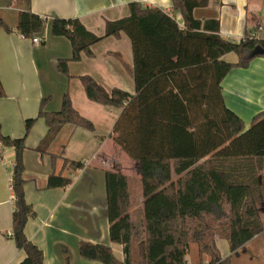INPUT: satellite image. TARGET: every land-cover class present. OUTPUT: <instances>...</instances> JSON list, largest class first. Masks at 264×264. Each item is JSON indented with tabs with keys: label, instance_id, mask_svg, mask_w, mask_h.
I'll return each mask as SVG.
<instances>
[{
	"label": "trees",
	"instance_id": "obj_1",
	"mask_svg": "<svg viewBox=\"0 0 264 264\" xmlns=\"http://www.w3.org/2000/svg\"><path fill=\"white\" fill-rule=\"evenodd\" d=\"M12 1L24 5L18 12L17 31L27 38L40 34L49 17L33 12L31 0ZM208 2L172 0V10L165 11L133 1L130 14L108 20L102 36L78 18L51 20L52 33L72 44V57L58 60L59 71L68 78H72L69 63L81 60L83 54L93 56L92 46L105 37L119 38L123 32L133 51L135 94L120 88L107 91L93 77L79 76L89 100L122 109L114 127L115 140L138 161L140 174L135 180L123 172H105L110 239L123 245L124 260L110 245L91 241L80 244L84 258L101 264H188L190 244L197 243L200 255L212 257L209 264H231L229 257L220 255L216 237L227 239L233 252L264 230L256 188L264 158V111L246 127L226 106L222 94V82L233 68L248 67L264 55L253 54L257 47L264 49V39L248 30L239 41L223 37L218 19L194 16V9ZM1 28L12 31L2 18ZM228 53H235L238 61H226ZM48 99L41 100L37 117L25 120L23 136L4 135L0 123V161L5 147L15 151L11 237L25 252L18 264L44 262L43 250L25 233L35 215L26 200L23 175V152L33 125L44 118L48 126L36 148L40 152L66 124L95 129L73 106L68 92L58 111L45 110ZM64 161L74 170L84 167L82 161ZM71 181L52 172L47 187H66ZM65 256L69 264L67 250Z\"/></svg>",
	"mask_w": 264,
	"mask_h": 264
},
{
	"label": "crops",
	"instance_id": "obj_2",
	"mask_svg": "<svg viewBox=\"0 0 264 264\" xmlns=\"http://www.w3.org/2000/svg\"><path fill=\"white\" fill-rule=\"evenodd\" d=\"M133 1L172 10V0H31L33 12L49 17L40 33L44 42L36 44L16 29L18 12L24 5L0 0V18L12 28L11 32L0 29L2 133L13 138L23 136L24 122L38 116L41 100L49 98L46 111H58L66 92L73 106L95 127L91 131L66 124L40 152L36 148L48 126L44 118H39L26 138L25 196L35 215L29 218L25 233L43 250V264H67L65 250L69 264H101L80 254L82 241L110 245L114 254L124 260L123 245L110 239L105 172L119 171L140 179L139 163L115 140L114 127L122 109L89 100L79 76L93 77L107 91L120 88L135 94L131 40L123 32L119 38H103L92 46L93 56L83 54L81 60L69 63L72 78H68L59 71L58 60L72 57V44L65 36L52 33L51 20L78 18L88 30L102 36L108 20L130 14ZM194 16L218 19L220 34L228 39L238 40L247 30L264 39V0H209L206 6L194 9ZM176 17L182 22L180 12H176ZM224 59L235 63L238 56L228 53ZM222 94L226 106L249 127L254 116L264 111V55L254 58L248 67L233 68L222 82ZM65 159L82 161L84 167L74 170L65 164ZM14 163V148L5 147L0 161V264H18L25 258V252L18 249L11 237L14 206L10 177ZM52 172L71 178V183L48 188ZM258 179L257 208L264 224V158ZM216 245L223 258L231 259V264H264V230L233 252L225 238L216 237ZM191 249L194 252L188 264H209L212 257L200 255L197 243H191Z\"/></svg>",
	"mask_w": 264,
	"mask_h": 264
},
{
	"label": "rangeland",
	"instance_id": "obj_3",
	"mask_svg": "<svg viewBox=\"0 0 264 264\" xmlns=\"http://www.w3.org/2000/svg\"><path fill=\"white\" fill-rule=\"evenodd\" d=\"M135 161H137V160H135ZM132 178L133 179H135V180H137V177L135 176V175H132ZM133 189H134V192H136V194H138V192H139V190H138V185H136V183H133ZM141 200H142V198H141ZM193 249L195 248V246L193 245V247H192ZM193 249H191V250H189L188 251V254H187V260H191L192 259V254H193V252H194V250ZM232 262V261H231ZM245 264V263H244Z\"/></svg>",
	"mask_w": 264,
	"mask_h": 264
},
{
	"label": "built area",
	"instance_id": "obj_4",
	"mask_svg": "<svg viewBox=\"0 0 264 264\" xmlns=\"http://www.w3.org/2000/svg\"><path fill=\"white\" fill-rule=\"evenodd\" d=\"M31 39H32L33 43H36V44H40V43H42V41L44 40V38H42V37L40 36V34H38V35L32 37ZM239 40H240V39H238L237 41H239ZM10 181H11V177H10Z\"/></svg>",
	"mask_w": 264,
	"mask_h": 264
},
{
	"label": "water",
	"instance_id": "obj_5",
	"mask_svg": "<svg viewBox=\"0 0 264 264\" xmlns=\"http://www.w3.org/2000/svg\"><path fill=\"white\" fill-rule=\"evenodd\" d=\"M264 54V49L261 48V47H257L254 51H253V54Z\"/></svg>",
	"mask_w": 264,
	"mask_h": 264
}]
</instances>
